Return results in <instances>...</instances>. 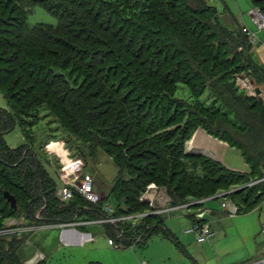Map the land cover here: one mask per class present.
Instances as JSON below:
<instances>
[{"label": "trees", "instance_id": "trees-1", "mask_svg": "<svg viewBox=\"0 0 264 264\" xmlns=\"http://www.w3.org/2000/svg\"><path fill=\"white\" fill-rule=\"evenodd\" d=\"M252 3L264 16V0ZM37 6L58 25L28 26ZM252 51L238 20L206 0H0V94L8 105L0 109V232L9 220L22 219L17 227L25 228L0 235V264L33 258L38 230L25 232L30 227L109 217L120 220L104 224V234L120 248L145 245L156 234L179 246L157 208L140 201L149 184L163 189L172 206L202 202L195 209L203 210L226 192L237 215L260 205L264 181L253 182L264 179V104L236 82L246 76L264 84V65ZM179 85L190 100L175 97ZM42 118L56 125L53 134L62 129L82 147L75 150L80 159L103 151L126 178L117 174L110 187L95 179L98 204L78 194L61 202L28 144ZM16 127L25 143L10 148L4 136ZM197 129L238 151L248 171L186 153ZM70 140L65 145L72 148ZM140 215L131 227L124 220ZM42 255L35 264H47Z\"/></svg>", "mask_w": 264, "mask_h": 264}, {"label": "rangeland", "instance_id": "rangeland-1", "mask_svg": "<svg viewBox=\"0 0 264 264\" xmlns=\"http://www.w3.org/2000/svg\"><path fill=\"white\" fill-rule=\"evenodd\" d=\"M206 1L210 5L215 6L218 9L219 13L223 14L226 12V14H230L234 16L237 20L239 19L238 20L239 24H240V19H242V22L245 24V27H247L251 32H253L256 36V40L259 41V46L254 47V52L253 51L252 52L254 59L258 61L261 65H263L264 28L258 30L256 25L253 23L252 19L250 18L251 11L256 9L253 6L252 0H206ZM224 19L222 20L225 21L226 23H229V19L227 17H224ZM27 23L28 26L30 27L36 26L38 24H44V25L56 27L58 25V20L54 16L49 14L44 8L37 6L27 16ZM244 84L245 83H242L241 85V83H239L240 85L239 88L243 91H245L244 88L246 86ZM259 87H261L262 90ZM252 88L254 89V91L255 88L261 90V96H257L255 92H254V96L250 95L252 94L253 89L252 91L249 90V93L246 90L245 92L247 93V95L249 97H253L254 99L261 100L262 103L264 104V84L263 83L259 85L256 84V86H252ZM175 97L177 99L190 100V93L188 88L184 85H179L177 87ZM0 109L8 110L7 102L1 96V94H0ZM41 120H42L41 122L33 126L32 131H29L28 140L31 142L28 144L29 146L32 147L33 151L37 154L40 160L43 161L45 168L47 169L50 176L55 180L56 187L57 189H59L61 187V180L58 175L59 167H60L58 163V159L56 157L50 158L45 152V150L48 145H51V143L58 142L57 144H59L60 142H62L65 145V142L70 139H68L67 138L68 136L65 134V132H63L62 129L59 128L58 131H56L57 133L53 134L52 130L53 131L56 130L55 129L56 125H51L47 118H42ZM251 120L253 121L254 118L252 117ZM49 126L52 129H49ZM4 139L7 146H9L10 148H17L25 143L24 136L20 128L18 127H16L12 132L6 134L4 136ZM70 142L72 143L71 146L73 147L70 148V146L65 145V149L68 150L72 158H80L78 153L75 152V150H77L81 146L74 143L72 140H70ZM54 150L57 153H59V150L63 151V154L59 153L60 156L65 155V151L62 149L60 145L54 147ZM97 152L98 153H96V159L93 158V156L88 160L85 159L86 157L81 158L86 162L87 165V167H85V171L89 172L91 171L90 170L91 168L95 170L96 174L93 173L94 180L95 179L97 180L99 178L101 182H103L106 186L110 187L112 185L114 177L117 174L118 175L121 174L123 178H126L125 168L123 169L118 168L115 162L105 153H103V151H97ZM238 153L239 152L236 150L232 151V153L231 151H228L226 155V159L239 161L240 159H238L237 156L240 157V154ZM135 165L136 164H134V166ZM240 165L244 167L241 162ZM246 171H248V167ZM263 181L264 179H260L253 183L257 184ZM150 185L152 184H149L148 186ZM95 188H97L96 185ZM146 190L144 192H146ZM104 192L106 194L107 191ZM157 192H158L157 198L164 199L163 194L165 193V191L163 189H158ZM159 192H161L162 194H159ZM97 193L100 194L99 191H97ZM230 193L231 192H226L225 194H221L220 196L222 198H220L219 196L217 197L215 196L212 201L208 202L209 204L207 206L204 205L203 207L204 209L206 208L207 210L214 212L216 219H214L211 222V225L213 224L214 230L218 229L220 225L223 226V223L216 224V222L219 219L223 220L224 218H226V220L230 221L232 219L237 218L236 220L240 221L241 218L245 216L247 217V219L253 218L252 217L253 215L250 214L252 213L256 214V212H258L256 209H258V207L263 203L261 202L260 205H258L257 207L246 213L245 215L229 216L227 214V211L221 208V202ZM159 202L154 201V206L159 207L160 206ZM200 203L202 202L189 203V205H187V209L191 210V212H194L196 214L200 212V209H195V208H199ZM166 204L167 203L165 202V206ZM169 207L170 206H167L166 208L169 209ZM212 216L213 215L210 216L209 221L213 219ZM140 217L141 215L126 217L124 218V220H126L125 222L127 223L129 222V225L131 227V224L133 225L135 222H137L140 219ZM163 217H164L165 229H168L171 232L176 243H179L181 245L180 247H177V245H175L174 242H172L169 238H167V236L163 234H156L153 235L146 242L145 245L134 244L133 246L128 248H120L119 246L116 245L115 242H112L110 238L104 234L103 226L107 222H105L103 219L97 221H91V222L77 221L73 223L71 222L66 224L49 225L42 228L38 227L37 229H34V227L33 228L30 227L31 229L25 232L38 230L35 233V235L31 238V245L33 247L31 249L34 254L33 257L36 255L37 252L39 253L42 252V254H44L47 257L46 258L47 264H88L89 262H97L100 264H219L211 248V245L215 243L214 239H212L213 240L212 242L210 239L203 244H198L193 235H186L183 232L190 226L189 225L190 222L187 217L181 216L179 214H173L169 216L167 214H164ZM263 220L264 217L262 221ZM81 227H84L86 231L84 233L80 231L78 232H80L81 235L82 234L91 235L92 237L90 238V240H87L82 244L69 245V246H64L61 243L60 240L61 231L64 232L71 230L77 231V229ZM225 227L226 228L230 227V223L225 224ZM23 229L20 232L24 231ZM241 229H245L246 231L234 233V231L231 230V234L229 235V238L221 242L219 250L214 249V251L218 253V256L227 254L225 257L226 262L234 261V257L240 258L243 255H245L246 258L248 257L250 258L253 255L252 253H254V255L256 254V250H255L256 245L254 246L253 244V237L251 234L252 229L249 226H245V225H241ZM0 235L3 234L0 233ZM259 236L263 239L262 237L263 235H260L259 233Z\"/></svg>", "mask_w": 264, "mask_h": 264}, {"label": "built area", "instance_id": "built-area-1", "mask_svg": "<svg viewBox=\"0 0 264 264\" xmlns=\"http://www.w3.org/2000/svg\"><path fill=\"white\" fill-rule=\"evenodd\" d=\"M250 18L252 19L253 23L256 25L258 30H261L264 28V16L262 13L255 9L251 11ZM243 32L247 35L248 40L251 44H253L256 41V36L253 32H251L247 27L243 26ZM248 78L239 76L237 77V83H245V91L247 90L249 93V90L252 91V86L250 85ZM249 84V85H248ZM240 86V85H239ZM254 89L252 91V94L254 96ZM58 143V142H57ZM62 143V142H60ZM54 143H51V145H48L46 147L45 152L47 155L51 157H56L58 159L59 163V178L61 180V187L57 190V196L59 197L61 202H68L73 197L74 194H78L81 196L85 201L91 203V204H98L101 201V195L97 193V190L95 188V180L94 176L91 172L85 171V163L80 158H72L70 156V153L68 150L65 149L64 143H62L63 149L66 152L65 158L58 155L54 150H52L51 146ZM158 189L154 184L147 187L146 192H144L140 196V201H144L149 203L152 208H156L154 206V201L159 200L157 198ZM187 205H181V206H172L169 202V209L165 208L161 213L163 214H170L174 211H181L182 213H186ZM221 208L223 210H227V214L229 216L237 215V209L236 207L228 200L223 199V202L221 203ZM264 200L263 203L258 207L263 213H264ZM182 209V210H180ZM158 210V209H156ZM104 211L108 213H113V208L109 204H105ZM158 214H161L160 212H155ZM162 215V214H161ZM212 215V212L207 209L200 210L198 213H194V222L191 223V225L184 230V234L186 235H193L196 242L198 244H203L207 242L212 233H211V226H210V216ZM120 219H114L109 217L108 219H104L105 222L116 224ZM23 220L20 221L17 220H9L5 224V230H3L0 233H11V232H20L21 228H18L17 226L22 225ZM260 235H263V241H264V220L261 222L260 226ZM264 244V243H263ZM43 258V255L39 252L36 253V255L28 261V264H35L36 262L40 261ZM251 262V261H250ZM246 264H264V248L261 251L260 255L252 260V262Z\"/></svg>", "mask_w": 264, "mask_h": 264}, {"label": "crops", "instance_id": "crops-1", "mask_svg": "<svg viewBox=\"0 0 264 264\" xmlns=\"http://www.w3.org/2000/svg\"><path fill=\"white\" fill-rule=\"evenodd\" d=\"M241 22H242V19H240V25L245 26V24L243 22L242 23ZM258 46H259V41L256 40L253 43V52H254V47H258ZM263 65H264V63H263ZM247 80L249 81V83L252 86H256L254 81H251L249 78ZM259 88L261 89V87H259ZM185 151H186V153H188L190 155L206 156V157L222 164L223 166H225L229 170L241 172V173L247 172L246 171L247 165L245 164V162L241 156L240 157L237 156L238 159H240L239 161H234L232 159H228V160L226 159L227 152L231 151V153H232V151H235V149L229 147L226 143L209 136L203 129H197L194 132L192 138L185 145ZM240 162L243 164L244 167H242L240 165ZM159 194H162V193L159 192ZM163 196H164V199L159 198L160 202H159V200H157V202H159L160 206L156 207V208L158 209L157 212H160V213L163 210H165V208L169 205V198L167 197V195L165 193L163 194ZM165 202L167 203L166 206H165ZM208 202H210V201H207L205 203L206 206L209 204ZM256 210L258 212H256V214L255 213L250 214V215H253L252 216L253 218H249V219H247L246 216L241 218L240 221H237L236 220L237 218L232 219L230 221L226 220V218H224L223 220L219 219L216 222V224L217 223H223V226L220 225V227L218 229H215V230L213 228V224L211 225V222L214 219H216L214 212H212L213 219L210 221L212 235H211L210 239H211V242L213 241L212 239H214L215 243H213L211 245V248H212L213 254H214V256H216L219 264H246V263L256 259L260 255L261 251L264 248V244H263L264 241L259 236L260 226H261L262 219L264 217V213L260 209H256ZM161 214L164 215L163 213H161ZM173 214H179L181 216L187 217L189 219V222H190L189 225H191L192 221L190 220V216L192 214H194V212H191V210H187V212L185 214L182 213L181 211L180 212L174 211V212L168 214V216L173 215ZM242 215H245V214H242ZM228 223H230V227L226 228L225 224H228ZM241 225L249 226L252 229L251 234L253 237V244H254V246L256 245V249H255L256 254L254 255V253H252L254 256L252 255L250 258L249 257L246 258L245 255H243L240 258L234 257V261L226 262L225 257L227 254L222 255V256H218V253H216V251H214V249L219 250L221 242H223L229 238V235L231 234V230H233L234 233L246 231L245 229H241ZM166 230L170 235H172L168 229H166ZM61 234H60V240L64 246L82 244L85 241L90 240V238L92 237L91 235H83V234L81 235L80 232H78V230L77 231L71 230V231H67V232L61 231ZM211 242H209V243H211ZM178 245L179 246H177V247L181 246L179 243H178Z\"/></svg>", "mask_w": 264, "mask_h": 264}, {"label": "water", "instance_id": "water-1", "mask_svg": "<svg viewBox=\"0 0 264 264\" xmlns=\"http://www.w3.org/2000/svg\"><path fill=\"white\" fill-rule=\"evenodd\" d=\"M255 93L257 96H261V91L258 88H255ZM4 197L6 198L7 202L10 204L11 208H13V209L17 208V202L13 196H11L8 193H5Z\"/></svg>", "mask_w": 264, "mask_h": 264}, {"label": "bare ground", "instance_id": "bare-ground-1", "mask_svg": "<svg viewBox=\"0 0 264 264\" xmlns=\"http://www.w3.org/2000/svg\"><path fill=\"white\" fill-rule=\"evenodd\" d=\"M58 145H60L61 147H62V149H63V146H62V143H59V144H57V143H54V144H52V146H51V148H52V150H54V147H57ZM64 150V149H63ZM55 151V150H54ZM56 152V151H55ZM57 153V152H56ZM59 153H62L63 154V151H61V150H59ZM59 153H58V155H59ZM63 158H65V156H66V152H65V155H61Z\"/></svg>", "mask_w": 264, "mask_h": 264}]
</instances>
